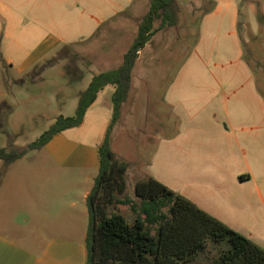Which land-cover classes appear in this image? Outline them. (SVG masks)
<instances>
[{"label": "rangeland", "instance_id": "obj_1", "mask_svg": "<svg viewBox=\"0 0 264 264\" xmlns=\"http://www.w3.org/2000/svg\"><path fill=\"white\" fill-rule=\"evenodd\" d=\"M64 1L63 7L54 8L38 0H0V148L26 149L59 116H75L91 73L116 69L123 63L152 0ZM243 3L241 32L238 30L234 41L228 38L214 43L205 20L214 5L212 0H176L174 26L163 25L160 18L154 20V35L140 52L133 71V88L115 147L118 159L130 168L123 198L139 201L137 175H148L264 248V179L260 187L258 181L241 183L238 178L252 159H262L256 175L264 178V135L256 140L257 148L246 136L228 141L209 133L208 140L181 142V153L167 140L185 119V112L169 107L166 99L182 68V78L201 72L202 77L192 81L224 90L209 105L215 107L220 119L224 104L229 102L232 112L240 113L235 120H248L252 114L249 103L253 102L249 88L261 96L264 105V0ZM251 3L256 9H251ZM103 13L108 16L102 19ZM50 36L63 38L62 43L22 74L21 64L39 53L42 42ZM246 50L251 61L261 67L259 85L244 60ZM111 88L100 93L83 130L108 115L111 122ZM38 154L28 150L11 167H32L40 159ZM34 155L38 156L35 162ZM250 168L254 172L256 167ZM4 171H0V178ZM108 212L122 213L130 222L136 217L123 204L111 206ZM221 247L210 243L195 263L207 264L219 255Z\"/></svg>", "mask_w": 264, "mask_h": 264}, {"label": "crops", "instance_id": "obj_2", "mask_svg": "<svg viewBox=\"0 0 264 264\" xmlns=\"http://www.w3.org/2000/svg\"><path fill=\"white\" fill-rule=\"evenodd\" d=\"M38 1L39 4H49L54 8L65 5L64 0H50V3ZM212 1L214 5L205 15V20L211 29L214 43L219 39L236 40L238 30L241 32L243 0ZM250 7L256 9L253 3ZM116 13L117 11H114V14ZM114 14L108 19L113 18ZM107 16L103 13L102 19ZM62 39L50 36L44 40L40 52L21 64L20 72L24 74L31 70L61 44ZM240 39L243 40L241 34ZM140 59L139 55L137 62ZM8 61L11 62L12 59ZM94 71L95 73L90 75L89 84L95 74L105 72ZM182 73L183 68L166 93L169 107L175 110L180 108L185 112V119L180 121L177 131L167 138L174 142V150L177 153L183 151L181 142L208 140L209 133L228 141H237L246 136L253 141V146L259 148V142L256 143V140L260 141L264 135V105L261 96L256 94L253 88H249L253 102L249 103L252 114L248 120H235V116L240 113L232 112L234 108L229 102L224 104V117L220 119L215 107L209 108V105L218 99L224 90L192 81L202 77L201 72L194 75L193 71V75H186L184 78ZM207 73L211 75L212 71ZM108 86L112 87L110 93L113 96L115 87ZM103 90L98 93L96 101L87 110L79 127L61 132L43 148L33 150V154L38 151V156L42 159L37 160L32 167L14 168L10 164L5 168V164L0 160V171L5 170L0 178V264H86V238L89 228L87 199L99 174V147L111 123L108 121L109 115L101 122L92 124L88 130H83V127L87 123L89 111ZM125 105L126 103L123 104L121 117L111 133V146L117 156L115 137L120 125H124ZM77 129L78 131L74 132ZM38 156H33V162ZM262 164V159L247 162V171L238 176L240 182L258 181L261 187L264 178L256 174L261 170ZM250 165L256 167L254 172ZM145 178H148V175H137L136 183ZM260 198L263 201L261 193Z\"/></svg>", "mask_w": 264, "mask_h": 264}, {"label": "trees", "instance_id": "obj_3", "mask_svg": "<svg viewBox=\"0 0 264 264\" xmlns=\"http://www.w3.org/2000/svg\"><path fill=\"white\" fill-rule=\"evenodd\" d=\"M175 1H151L150 12L125 53L123 63L116 69L93 76L81 93L75 116H59L26 149L0 148V160L5 165L23 158L28 150L43 148L55 135L79 127L98 93L108 85L115 87L113 117L99 147V174L87 199L86 264H196V258L207 251L210 243L222 247L219 255L207 264H264L262 246L153 177L136 183L139 201L123 198L127 191L128 164L119 160L113 151L111 133L121 117L123 104L131 95L133 71L139 54L154 35L153 22L160 18L163 25L174 26ZM245 60L259 85L260 65L251 61L248 50ZM120 204L130 207L136 215L134 221H128L122 213L108 212L111 206L118 208Z\"/></svg>", "mask_w": 264, "mask_h": 264}]
</instances>
